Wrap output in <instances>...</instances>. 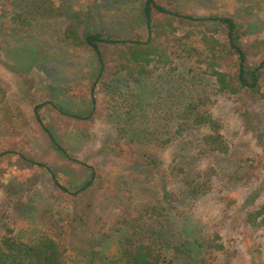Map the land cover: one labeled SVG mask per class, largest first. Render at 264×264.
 Wrapping results in <instances>:
<instances>
[{
  "label": "trees",
  "instance_id": "trees-1",
  "mask_svg": "<svg viewBox=\"0 0 264 264\" xmlns=\"http://www.w3.org/2000/svg\"><path fill=\"white\" fill-rule=\"evenodd\" d=\"M49 2L34 0L29 4L31 11H19L17 0H0V20L8 18V26L0 21V34L36 29L39 22L34 24L36 18L31 20V14L51 17ZM141 18V30L135 39L93 29L84 34L82 45L93 52L96 60L84 111L68 109L54 100L34 106L35 121L53 147L73 165L84 167L88 175L80 184L65 185L49 164L32 161L51 176L56 189L73 199V205L66 214L51 209V231H47L40 230L34 219L26 216L28 205L20 199L15 207L17 217L12 221H21L24 226L17 229L10 222L3 224L0 264H211L218 245L213 244L210 229L202 220L192 218L193 207L213 192L217 182L227 190L237 183L248 186L254 176L261 184L241 202L236 215L248 229L264 225V201L259 202L264 191L263 164H254L255 158L244 159L240 147L222 135L223 120L211 111L221 96L247 92L262 95L260 72L264 60L250 66L249 53L241 44V31L231 17H198L185 13L178 4L145 0ZM171 22L193 28L211 25L226 35L227 43L215 41L207 52H200L184 41L185 36L168 33L164 26L173 27ZM210 35L211 39L216 36L212 32ZM63 38L74 43L76 27L68 25ZM201 56L203 62L197 59ZM4 94L0 83V99ZM100 94L108 99L109 115L120 124L117 129L121 137L109 148L156 174L163 193L139 210L137 220L126 219L122 228L99 237L112 239L110 248L96 246L100 242H94L93 233L72 248V239L91 225L94 206L89 193L96 187L99 173L95 165L70 155L45 114L51 107L73 121H91L100 111ZM258 138H264V126ZM168 150L170 154H164ZM5 156L30 161L15 149L1 148L0 159ZM9 189L15 191L16 185ZM7 215L4 211L3 216Z\"/></svg>",
  "mask_w": 264,
  "mask_h": 264
},
{
  "label": "rangeland",
  "instance_id": "rangeland-1",
  "mask_svg": "<svg viewBox=\"0 0 264 264\" xmlns=\"http://www.w3.org/2000/svg\"><path fill=\"white\" fill-rule=\"evenodd\" d=\"M32 1L17 0L19 11L30 10ZM49 1L51 17L31 14V20L36 18L34 24L39 22L36 29L0 34V83L5 88L0 99V150L15 149L30 159L20 156L0 159V230L7 222L17 229L24 226L21 221H12L17 217L15 207L20 199L28 205L26 216L33 218L40 230L51 231V209L57 214L59 211L66 214L72 208L73 199L56 189L51 176L32 161L49 164L65 185L80 184L88 171L73 165L53 147L35 121L33 108L38 103L54 100L68 109L84 111L86 90L96 62L93 52L82 45L84 34L93 29L122 39H135L142 26L141 10L145 0ZM157 1L162 5L178 4L185 13L198 17L233 18L242 34L241 44L249 53L250 66L264 60V0ZM7 20L0 21L8 26ZM70 24L76 27L74 43L63 38ZM171 24L173 27L164 26L171 36H185L184 41L200 52H207L215 41L227 43L226 35L211 25L193 28L179 22ZM211 32L216 35L213 39ZM197 59L204 61L203 56ZM260 78L262 95L247 92L221 96L211 111L223 120L222 135L240 147L244 159L255 158L254 164L257 161L263 164L264 178V138H258L264 126V69ZM98 98L100 111L88 122L68 119L51 107L45 114L51 130L70 155L95 165L99 173L96 187L89 193L94 206L91 225L72 239V248L85 242L92 233L96 237L94 242H100L96 246L110 248L113 240L104 241L99 237L119 230L126 219L137 220L139 210L163 193L156 174L142 168L133 158L119 157L109 148L121 137L117 129L120 124L109 115L110 110H106L108 99L103 94ZM246 164L249 169L250 164ZM257 178L252 177L248 186L237 183L227 190L217 182L213 192L193 207L192 218L202 220L210 229L213 244L218 245L211 264H264V225L248 229L236 215L241 202L249 199L253 189L261 184ZM14 185L15 191L9 189ZM261 201H264V191L259 197ZM225 204L228 205L225 207ZM4 211L7 216H3Z\"/></svg>",
  "mask_w": 264,
  "mask_h": 264
}]
</instances>
